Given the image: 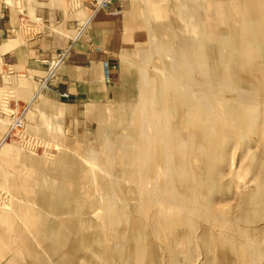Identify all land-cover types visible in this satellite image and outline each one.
<instances>
[{
    "label": "rangeland",
    "instance_id": "374dc122",
    "mask_svg": "<svg viewBox=\"0 0 264 264\" xmlns=\"http://www.w3.org/2000/svg\"><path fill=\"white\" fill-rule=\"evenodd\" d=\"M201 1L204 0H136L137 44L133 42V47L137 46L138 55L130 59L121 58L114 67V79L107 86L106 91L101 96H90L83 101L84 104L71 105L69 99L62 98L48 99L45 90L49 83L47 87L39 90L40 82L38 79L36 81L33 79V72L30 70H20L17 72L18 75L12 74L10 79H6V87L3 88V95L0 96V115L8 119L7 122L0 121V235L4 236L0 240V264H6L4 260L8 259L10 257L8 255H12L15 249L25 244L34 247L37 236L31 235V232L43 228L42 226L48 224V221L56 222L61 233L59 242L61 245L65 242L66 247L57 251L53 258L46 261V264H84L85 259L81 261L79 259L82 256L94 254L84 250L83 241L74 237L76 235L79 237L82 231L87 234L92 233V221L95 219L87 218L85 224L77 222L74 225H67L63 222L64 219L59 217L58 223L54 220L58 217L56 210L61 211L66 205L79 213L87 208L96 210L100 206L101 218L104 220L107 216L122 232L125 240L131 231L137 229L132 221L139 218L141 229L136 232V244L144 247L145 252L140 251L141 257L138 258L135 255V259H130L129 264H264V122L250 127L248 134L245 129H241L236 135L223 137V142L219 143V147L224 148L225 151L221 155V160L226 162V158L230 159L232 165L229 164L228 168L226 164L219 166L215 154L212 156L208 153L203 154L207 161L213 158L215 166L213 175H216L218 170L216 179L222 175L219 180L221 183H235L224 187L226 192H230L228 197L231 199L216 205V201H211L212 198H210L209 208H206L208 193H203L206 199L189 196L185 210L175 207L171 212L165 209L169 211L165 212V222L160 217L162 216L160 213L164 212L161 206L147 204V201H142L143 205L136 200L141 194L139 190H144L148 194H152L153 191L149 187L140 189L137 154L129 150L123 151L120 149L119 142L111 146V149L102 147L100 142L102 129H110L117 136L120 132L124 135L133 132V141L136 142L139 137L141 138V132L137 131L135 110L138 111V107H140L139 112L142 107L154 109L157 103L154 97L159 91L164 88L183 87L170 73L169 57L177 47L175 35H181L182 39H187L194 34L195 38L191 39L197 44L198 39L201 43L212 32L211 27L206 28L204 25L206 16L200 7ZM207 1L216 2L217 0ZM69 2L72 9L79 11L78 17L85 19L86 15L81 12L83 8L81 2L79 0H69ZM17 5L21 11L20 1ZM208 7L211 8L209 5ZM36 24L34 19L22 12L17 19L16 32L22 36L34 35L39 29ZM197 27L201 28L200 31ZM184 35L187 37H183ZM202 51L207 56L204 58L207 61H205L206 66L213 69L210 51L204 49ZM59 67H56L54 72L58 73ZM11 71L12 68L9 65L4 63L0 65V72L9 75ZM44 74L45 72L38 77ZM21 78H23L21 85H24V88L27 86L28 91L18 90ZM26 78L30 80V85L26 83ZM32 97L34 99L30 103L29 100ZM55 110H58V113H55ZM20 115L23 117L22 128L12 131L14 119ZM257 134L263 136V142L256 140ZM194 144H196L195 138L191 148L195 147ZM151 145L152 151L161 150V147L157 146L158 142L152 141ZM183 148L187 152L188 147ZM92 149L95 150V154ZM226 152L228 153L225 156ZM151 153L150 159L153 157V152ZM109 154L113 156V163L103 161L105 157H110ZM170 158L173 161L180 159L176 153L170 154ZM98 164L104 167L112 165L111 169L109 167L110 171L118 174L117 179L120 180H118V191L120 192L117 199H111L112 202L114 200V203L111 202L113 205H110L111 200H107L108 198H100L99 194H96L97 190L83 177L84 172L87 173L91 166H95L96 170L99 169ZM185 172L189 173L187 167ZM172 175L170 180L169 178L156 180V185L162 187L163 184H169V181L173 184L176 173ZM152 182H154L153 179ZM51 191H55L56 194L51 196ZM46 192L49 199L45 195ZM43 194L45 198L39 201ZM188 195L189 192H187ZM107 208L110 210L109 213ZM122 208L126 211L128 218L120 216ZM104 209L107 210V215ZM8 215L12 219L5 223L2 217L8 218ZM148 224H153L154 227L151 229ZM167 224L172 228H164ZM206 242H208L207 245H205ZM247 242L249 249L253 247L254 250L244 252L239 248L241 247L239 244ZM131 243L124 247L122 254H129ZM39 244L38 240L36 247L41 249ZM150 244L153 248H150ZM10 248L14 249L9 250ZM80 248L84 251H79ZM245 253H248L249 257ZM250 253L251 255L254 253L253 257ZM26 257L27 261H33ZM253 259H257V262ZM115 264L121 263L116 259Z\"/></svg>",
    "mask_w": 264,
    "mask_h": 264
},
{
    "label": "bare ground",
    "instance_id": "6f19581e",
    "mask_svg": "<svg viewBox=\"0 0 264 264\" xmlns=\"http://www.w3.org/2000/svg\"><path fill=\"white\" fill-rule=\"evenodd\" d=\"M200 4L206 16L204 25L206 28L207 26L211 27L213 29L212 32L203 42L199 43L198 39L197 44L192 42L191 38H195V35L191 32V38L183 36L187 37V39H182L181 35H175L177 47L169 57L170 73L174 77V80L178 84H182L183 87H174L175 89L164 88L162 91H159L154 97V100L157 102L154 109L150 110L149 107L148 109L142 107L141 112H139L140 107H138V111L137 107L135 108L134 114L137 121L135 119L134 121L138 125L137 131L140 130L141 132V138L139 137L137 141L134 139L136 142L133 141L134 133L132 131L133 134L124 135L120 132L121 135L119 134L118 136L113 134L110 129H102L100 131L102 147L111 149V146L113 147L116 142H119L120 149L125 150V152L129 150L137 154V170L140 177L138 184L140 189L149 187L153 191L152 194H148L144 190H139L141 194L138 195L139 197L136 200L142 204L147 201V204L161 206L164 212L160 213L162 215L160 217H162L164 222L166 219V216H164L165 212H169L165 211V209H169L171 212L175 207L185 210L189 196L206 199L203 193H208V200L206 199L207 205L205 204L206 208H209L208 201L210 198H212L211 201H216V205H219L220 202H227L229 198L231 199V197H228L230 192H226V188L224 189V187L235 183H221L219 180H221L222 175L216 179L218 170L216 171V175H213L215 172L213 158L211 157L207 161L203 154L208 153L211 156L215 154L219 161V166L220 164L222 166L226 164V168H228L229 164L232 165L230 159L227 160L226 158V162L221 160V155L225 151L223 150L224 148L219 147V143L223 142V137L225 135L228 137L236 135L241 129H245L248 134L250 133L248 131L250 127L258 126L259 123L264 122V0H217L216 2L204 0ZM200 29V27H197L198 31ZM202 49L210 51L211 59H209L213 63V69L206 66L207 61L204 58L207 56L203 53ZM166 79L168 80V76ZM176 84L173 85L176 86ZM34 97L29 100L30 103L33 102ZM203 135L206 136L205 140V136L203 137ZM193 138L196 139V144H194L195 147L191 148ZM262 139L263 136L261 134L256 138L259 141H262ZM152 141L158 142L159 145L157 146H160L161 150L152 151ZM185 144L188 147L187 152L183 148H186ZM92 152L95 154V150ZM151 152H153L152 159L149 158V155L152 154ZM93 153L92 155H94ZM173 153H176L180 159H174L173 161L170 158V154ZM227 153H225V156ZM111 155L109 154L110 157H105L103 161L113 163L114 159ZM91 163L96 164L94 162ZM110 166L104 167L98 164L99 169L97 170L94 168L95 166H91L87 173L84 172L83 174V177L87 179L86 182L97 190L96 194H99L100 198H108L107 200L116 198L120 192L118 191V174H113L112 172L114 171H110ZM222 166L221 168H223ZM185 167L189 170L188 174L185 172ZM172 173L173 175L176 173V180L173 181V184L169 181V184H163L162 187L156 185V180L158 179L169 178L168 180H170ZM50 178L49 180H51ZM152 179L154 182H152ZM187 192H189L188 196ZM51 193V196L56 194L55 191H51ZM44 194L40 197L39 201L43 200L45 195L49 196L47 192ZM62 194L64 195V193ZM47 202L49 203V201ZM111 202L112 200L110 201V205H113L114 200ZM200 206H202L201 203ZM110 207L112 208V206ZM124 208H122L120 216L128 218ZM62 209L61 211L56 210V216L58 217L54 220H57L58 223L59 217H62L64 219L63 222L67 225H74L77 222L85 224L88 220L87 218L95 219V221H92V233L87 234V232L82 231L79 237L78 235L74 237L80 238L83 241L84 250L87 252L91 251L94 254L87 257L82 256L79 260L85 259L84 264H115L116 259L121 264H129L130 259H135L136 256L139 258L145 252L144 247L136 244V232L141 229V220L139 218H135L132 221V224H135V228H137L135 229L136 231H131L129 237H126L125 240V236L115 224H112V221L107 216L104 220L101 218V214L99 213L101 210L100 206L96 210L87 208L81 213L77 212L76 209L68 208L67 205ZM107 210L109 209L107 208ZM106 211L107 215L110 210L108 213ZM143 214L145 215V212ZM2 219L6 223L12 218L9 216L8 218L2 217ZM152 225L148 224L149 228L152 229L154 227ZM42 227L39 230L36 229L31 232V235L37 236V240L33 244L34 247L25 244L15 249L14 253L8 255L10 257L4 260L6 264H46V261L49 258L51 259V257L53 258L57 251L59 252V250L64 249V246L66 247L65 242L62 245L59 242L61 233L60 229L57 228L56 222L48 221V224ZM164 228L171 229L172 227L167 224ZM23 235L27 237L25 234ZM3 238L4 236L0 235V240ZM38 240L40 241L39 246L41 249L36 247ZM130 242L132 243L130 244L131 249L129 254H122V250ZM150 245V248H153V245ZM210 245L208 244V246ZM239 245L241 246L239 248L244 252L254 250L253 247L249 249L248 242ZM83 248H80L79 251H82ZM11 249L14 248H10L9 250ZM253 254L251 255L250 253V256L253 257ZM246 255L249 257L248 253ZM26 256L33 259V261H27L28 258ZM251 257L249 258L250 260ZM255 260L257 262V259Z\"/></svg>",
    "mask_w": 264,
    "mask_h": 264
},
{
    "label": "crops",
    "instance_id": "0c3cea01",
    "mask_svg": "<svg viewBox=\"0 0 264 264\" xmlns=\"http://www.w3.org/2000/svg\"><path fill=\"white\" fill-rule=\"evenodd\" d=\"M18 1L21 11L17 8ZM79 1L85 19L78 17L79 11L72 9L69 0H0V65L4 63L12 68L9 75L0 72V96L6 87V79L12 74L30 70L36 81L47 69L45 60L71 43L64 63L45 93L48 99L56 100L60 93L66 92L70 104L79 105L90 96H101L106 91L114 79V67L121 58L138 55L137 46L133 47L138 27L136 0H112L107 9L94 12L90 0ZM22 12L37 23L39 29L34 35L22 36L16 32L17 19ZM87 19L88 24L79 33L80 24ZM105 64L108 76L105 75ZM20 80L18 90L28 91L27 86L21 85L23 78ZM26 83L31 84L29 79ZM54 112L58 113V110ZM0 121L7 122L8 119L0 115Z\"/></svg>",
    "mask_w": 264,
    "mask_h": 264
},
{
    "label": "built area",
    "instance_id": "2783aa9c",
    "mask_svg": "<svg viewBox=\"0 0 264 264\" xmlns=\"http://www.w3.org/2000/svg\"><path fill=\"white\" fill-rule=\"evenodd\" d=\"M112 0H90L89 4L92 8V11H96L99 9H107L109 7V4L111 3ZM88 20H85L80 24V30L79 33L86 27L88 24ZM79 33L77 35H79ZM71 43L68 44L66 47L58 50L55 55L50 58L46 59L45 63L47 64V69L45 70V74L41 77H38V81L40 82L39 85V90L43 89L44 87H47L48 83H50L54 77L57 75L56 72H54L56 67H59L61 64L64 63L68 52L71 48ZM105 75L108 76V68L107 64H105ZM60 98L62 99H69V94L66 92H62L59 94ZM22 123H23V117L20 115L14 119L13 125L11 130H18L22 128Z\"/></svg>",
    "mask_w": 264,
    "mask_h": 264
}]
</instances>
